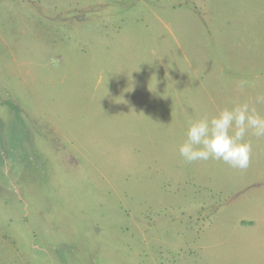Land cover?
<instances>
[{
    "label": "rangeland",
    "instance_id": "obj_1",
    "mask_svg": "<svg viewBox=\"0 0 264 264\" xmlns=\"http://www.w3.org/2000/svg\"><path fill=\"white\" fill-rule=\"evenodd\" d=\"M257 95L264 0H0V264H264V138L178 152Z\"/></svg>",
    "mask_w": 264,
    "mask_h": 264
},
{
    "label": "clouds",
    "instance_id": "obj_2",
    "mask_svg": "<svg viewBox=\"0 0 264 264\" xmlns=\"http://www.w3.org/2000/svg\"><path fill=\"white\" fill-rule=\"evenodd\" d=\"M246 81L238 82L244 88ZM264 104V95L223 108L217 115L188 122L186 139L178 152L186 164L218 160L232 169L246 170L251 163L253 144L248 137L264 138V115L256 105Z\"/></svg>",
    "mask_w": 264,
    "mask_h": 264
}]
</instances>
